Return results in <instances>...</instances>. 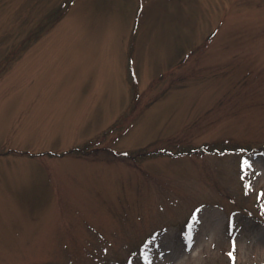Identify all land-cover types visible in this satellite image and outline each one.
Returning a JSON list of instances; mask_svg holds the SVG:
<instances>
[{
    "label": "rangeland",
    "instance_id": "1",
    "mask_svg": "<svg viewBox=\"0 0 264 264\" xmlns=\"http://www.w3.org/2000/svg\"><path fill=\"white\" fill-rule=\"evenodd\" d=\"M262 191L264 0H0V264H264Z\"/></svg>",
    "mask_w": 264,
    "mask_h": 264
},
{
    "label": "snow or ice",
    "instance_id": "2",
    "mask_svg": "<svg viewBox=\"0 0 264 264\" xmlns=\"http://www.w3.org/2000/svg\"><path fill=\"white\" fill-rule=\"evenodd\" d=\"M241 167L242 169L250 168L252 167V162L247 157H244L241 162ZM261 195H264V191L261 192ZM232 230L233 229L230 227L229 231L231 232ZM235 249H236V238L235 236H232L230 238V248L227 254L232 259L233 262L235 261V256H234Z\"/></svg>",
    "mask_w": 264,
    "mask_h": 264
},
{
    "label": "trees",
    "instance_id": "3",
    "mask_svg": "<svg viewBox=\"0 0 264 264\" xmlns=\"http://www.w3.org/2000/svg\"><path fill=\"white\" fill-rule=\"evenodd\" d=\"M53 20L52 16H48V22H51ZM47 21L42 22V25L44 27V24H46Z\"/></svg>",
    "mask_w": 264,
    "mask_h": 264
}]
</instances>
